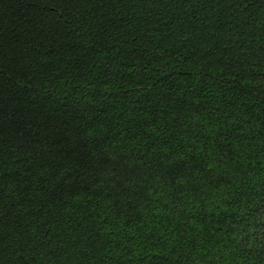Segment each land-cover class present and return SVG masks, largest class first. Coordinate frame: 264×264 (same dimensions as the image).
Masks as SVG:
<instances>
[{
  "label": "trees",
  "instance_id": "16d2710c",
  "mask_svg": "<svg viewBox=\"0 0 264 264\" xmlns=\"http://www.w3.org/2000/svg\"><path fill=\"white\" fill-rule=\"evenodd\" d=\"M0 264H264V0H0Z\"/></svg>",
  "mask_w": 264,
  "mask_h": 264
}]
</instances>
